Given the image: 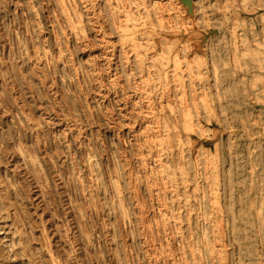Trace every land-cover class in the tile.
<instances>
[{"label": "rangeland", "instance_id": "374dc122", "mask_svg": "<svg viewBox=\"0 0 264 264\" xmlns=\"http://www.w3.org/2000/svg\"><path fill=\"white\" fill-rule=\"evenodd\" d=\"M0 78L62 264H264V0H0Z\"/></svg>", "mask_w": 264, "mask_h": 264}, {"label": "bare ground", "instance_id": "6f19581e", "mask_svg": "<svg viewBox=\"0 0 264 264\" xmlns=\"http://www.w3.org/2000/svg\"><path fill=\"white\" fill-rule=\"evenodd\" d=\"M36 59L40 60L39 56ZM162 61L163 55L158 52L154 62L161 66ZM183 115L185 117L188 113ZM23 117L26 125L37 135L38 123L29 122L25 115ZM36 145L51 173L57 177L45 149H41L43 146L39 143ZM58 186L62 188L60 181ZM45 187L44 175L36 158L16 146L15 142L5 141L0 136V264H62L52 252L60 247L57 231L54 225L47 223V218L42 217ZM27 204L32 208L31 213L25 207ZM207 250L222 259L218 249L208 247ZM68 260L71 262L70 255Z\"/></svg>", "mask_w": 264, "mask_h": 264}]
</instances>
